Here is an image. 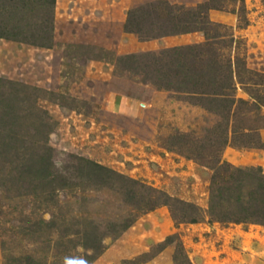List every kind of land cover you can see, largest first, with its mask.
<instances>
[{
	"label": "rangeland",
	"instance_id": "obj_1",
	"mask_svg": "<svg viewBox=\"0 0 264 264\" xmlns=\"http://www.w3.org/2000/svg\"><path fill=\"white\" fill-rule=\"evenodd\" d=\"M207 1L0 0V264H264L262 224L207 214L218 160L264 175V0L172 34Z\"/></svg>",
	"mask_w": 264,
	"mask_h": 264
},
{
	"label": "trees",
	"instance_id": "obj_2",
	"mask_svg": "<svg viewBox=\"0 0 264 264\" xmlns=\"http://www.w3.org/2000/svg\"><path fill=\"white\" fill-rule=\"evenodd\" d=\"M212 1V0H211ZM213 2H206L197 5L193 9H180L178 18L170 17L174 32L172 34H184L189 32H202L205 35L206 42L204 47L209 48L210 41L215 37H209V23L207 20V12L210 10H222V6L214 5ZM234 13V10L232 11ZM243 14V7L237 11L236 15ZM213 28V27H211ZM202 55V52L198 55ZM200 55V56H201ZM226 71L231 76V69ZM187 74L199 75L203 72L193 64L185 63L181 68ZM218 85V84H217ZM229 86L223 84L210 85L207 83H185L184 89L186 93L205 98L207 101H220L225 103V98L228 96L225 92ZM211 91V93H210ZM227 105H225L224 109ZM229 110V109H228ZM225 143V140H222ZM214 174L211 178L209 206L207 214L210 220L219 224H247L256 223L262 224L264 227V175L259 169L242 170L234 168L225 162L218 160L214 166ZM170 199L164 200L163 205L168 206L174 215V210L170 204ZM178 203V202H177ZM186 208L188 212L182 211L179 216L180 221L183 223H196L199 221V210L196 207L189 205Z\"/></svg>",
	"mask_w": 264,
	"mask_h": 264
}]
</instances>
